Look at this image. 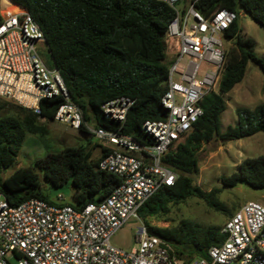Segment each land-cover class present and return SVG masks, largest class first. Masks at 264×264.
I'll use <instances>...</instances> for the list:
<instances>
[{"label": "trees", "instance_id": "1", "mask_svg": "<svg viewBox=\"0 0 264 264\" xmlns=\"http://www.w3.org/2000/svg\"><path fill=\"white\" fill-rule=\"evenodd\" d=\"M11 1L39 24L52 66L59 70L69 99L82 109L85 121L117 128L118 124L103 116L101 106L120 96L132 99L133 103L119 131L138 141L147 138L142 129L144 121L165 118L166 109L160 103L168 73V65L163 63L167 56L165 32L175 16L169 4L163 0ZM195 8L203 14L217 8L237 14L242 10L264 26V0H198ZM224 36L231 43L224 52L218 88L204 96L200 103L203 115L164 157L177 178L172 185H164L153 193L138 211L148 228L175 242L167 244V248L183 264L207 257L209 247L222 243L221 226L202 227L182 219L172 227H156L146 219H166L171 206L192 196L230 217L233 212L216 197V190L205 192L193 184L192 175L198 172L197 151L202 143L216 137L229 141L264 132V103L251 109L236 108L237 123L220 131L225 96L243 79L248 61L258 65L264 75V54L255 52L256 42L241 31L238 16ZM63 102L61 96L43 99L39 114L18 105L9 113L0 114V172L16 163L27 133H45L41 121L54 120L56 109ZM3 106L0 103V111ZM79 130L88 133L83 125ZM110 151L111 148L102 146L96 158L88 146H66L49 152L33 165L18 167L0 178V192L11 205L31 197L51 202L41 189L39 170L53 187L70 182L72 206L80 208L88 202H98L121 181L118 175L98 167L99 160ZM220 179L226 187L245 184L264 190V154L242 159L236 170Z\"/></svg>", "mask_w": 264, "mask_h": 264}, {"label": "built area", "instance_id": "2", "mask_svg": "<svg viewBox=\"0 0 264 264\" xmlns=\"http://www.w3.org/2000/svg\"><path fill=\"white\" fill-rule=\"evenodd\" d=\"M175 10L165 32L166 47L173 49L166 90L160 98L164 119L146 120L147 138L138 141L119 131L133 100L120 96L101 106L103 116L117 128L96 126L83 119L82 109L69 99L55 66L40 56L46 48L43 31L24 9L0 22V98L41 111L43 99L64 98L54 120L74 129L84 126L102 146L111 148L98 167L121 178L108 196L77 208L64 201L31 197L11 205L0 192V264H183L167 243L139 227L136 246L128 249L110 239L126 221L139 218V208L159 188L172 185L177 173L165 163L203 115L201 101L216 91L224 62V33L238 14L217 8L203 14L198 0H163ZM65 202V203H64ZM224 240L212 245L207 257L186 264H264V205L242 204L220 228Z\"/></svg>", "mask_w": 264, "mask_h": 264}, {"label": "rangeland", "instance_id": "3", "mask_svg": "<svg viewBox=\"0 0 264 264\" xmlns=\"http://www.w3.org/2000/svg\"><path fill=\"white\" fill-rule=\"evenodd\" d=\"M18 6L11 0H0V15L5 17L17 11ZM238 24L241 31L252 37L255 42V52L264 54V26L255 22L242 10L238 14ZM230 40H224L225 49L230 45ZM40 56L47 66H52L49 52L40 48ZM167 64V61H163ZM226 107L220 114V131H225L229 125L237 123L236 108H254L259 103H264V75L258 65L248 61L243 79L237 83L225 96ZM3 108L0 114L9 113L17 106L15 103L0 98ZM45 126V133H27L16 156V163L0 172V178L6 177L18 167L33 165L38 158L49 152H56L66 146L92 147V156L98 157L101 153V142L88 133L74 129L66 123L57 120L41 121ZM264 154V132L260 131L251 136L240 139L224 141L219 137L201 144L197 151L198 172L192 175L193 184L203 191L216 190V197L224 203L233 213L247 201H257L264 205V190L252 189L245 184L226 187L221 181V176L229 175L236 170V165L246 157ZM40 186L51 200L61 194L64 201L73 205L72 185L70 182L63 187H53L38 170ZM64 202V203H65ZM225 211H217L210 207L199 197H189L184 202L171 206V211L166 219L148 217L150 226L172 227L182 219L189 220L202 227L211 225L222 226L227 219ZM148 228L140 217L126 221L124 225L112 235V244L128 249L136 246L135 237L139 227Z\"/></svg>", "mask_w": 264, "mask_h": 264}, {"label": "water", "instance_id": "4", "mask_svg": "<svg viewBox=\"0 0 264 264\" xmlns=\"http://www.w3.org/2000/svg\"><path fill=\"white\" fill-rule=\"evenodd\" d=\"M147 233L150 235L159 237L161 240H163L167 244H175V242L172 239H168L150 228H147Z\"/></svg>", "mask_w": 264, "mask_h": 264}, {"label": "crops", "instance_id": "5", "mask_svg": "<svg viewBox=\"0 0 264 264\" xmlns=\"http://www.w3.org/2000/svg\"><path fill=\"white\" fill-rule=\"evenodd\" d=\"M166 53H167V56L165 59L167 61L166 65H169L171 59L173 58V49L167 48Z\"/></svg>", "mask_w": 264, "mask_h": 264}]
</instances>
